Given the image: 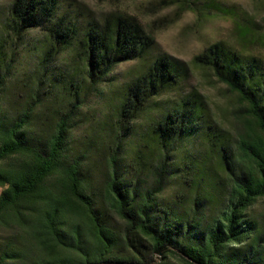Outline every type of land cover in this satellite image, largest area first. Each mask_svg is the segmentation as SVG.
<instances>
[{"label":"trees","instance_id":"trees-1","mask_svg":"<svg viewBox=\"0 0 264 264\" xmlns=\"http://www.w3.org/2000/svg\"><path fill=\"white\" fill-rule=\"evenodd\" d=\"M167 3L232 20L236 46L214 42L193 64L237 97L236 137L197 91L186 92V63L165 53L148 61L156 40L134 16L96 20L68 0L8 4L0 24V264H264V56L252 49L264 47V34L235 5ZM27 38L48 83L40 95L57 103L52 118L39 87L8 107L14 53ZM63 54L69 62L59 65ZM133 62L138 68L115 74ZM89 95H110L111 105L81 140Z\"/></svg>","mask_w":264,"mask_h":264},{"label":"rangeland","instance_id":"rangeland-1","mask_svg":"<svg viewBox=\"0 0 264 264\" xmlns=\"http://www.w3.org/2000/svg\"><path fill=\"white\" fill-rule=\"evenodd\" d=\"M198 0H196L197 2ZM225 5H235L248 12L255 19L258 30L264 34V0H217ZM11 0H0V24L5 20L8 4ZM72 7H76L82 14H90L96 20L109 12L125 13L134 16L145 30L151 33L156 40V47L148 57V61L158 54H168L186 63L189 68V76L185 84L186 92L197 91L206 103L212 119L231 137H236L239 132V103L237 97L228 87L217 80L208 69H202L193 64V58L206 46L223 41L236 46V35L232 20L221 15H210L192 11H180L175 5L168 6L167 0H68ZM262 5V6H261ZM35 37V36H33ZM36 42L25 40V50L14 53L16 63L12 72V79L8 82V107L14 104H23L26 97L35 94L37 87L39 98L47 114L44 117L52 118L51 110H57V103L49 101L50 95H40L44 91L45 77H40L37 72V57L33 53ZM258 49V53L264 56V47L252 46ZM69 62L67 55H60L56 61L63 65ZM139 63H125L116 69L115 74L126 73L131 68H138ZM117 78L118 75H116ZM41 82V83H40ZM40 83V84H39ZM86 105L83 106L84 122L76 129V135L83 140L91 132L98 130L99 114L111 105V96L89 95L86 97ZM62 109V106H60ZM79 140V139H78ZM80 141V140H79Z\"/></svg>","mask_w":264,"mask_h":264}]
</instances>
